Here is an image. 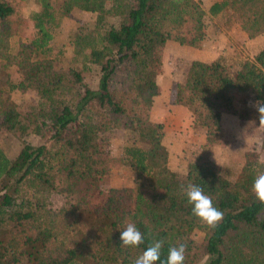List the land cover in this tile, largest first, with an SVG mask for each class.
<instances>
[{
    "label": "trees",
    "instance_id": "obj_1",
    "mask_svg": "<svg viewBox=\"0 0 264 264\" xmlns=\"http://www.w3.org/2000/svg\"><path fill=\"white\" fill-rule=\"evenodd\" d=\"M33 1L32 35L13 47L24 19L0 0V128L21 143L13 158L0 147V264H134L156 241H163L156 264L180 244L184 264H264V203L252 191L264 174L259 153L245 151L235 173L199 161L174 171L164 126L150 118L160 92L157 50L168 40L199 47L208 17L234 24V43L243 46L264 32V0H216L208 8L201 0ZM83 12L93 21L75 26L64 61L55 30ZM91 71L95 84L86 80ZM14 91L33 96L18 104ZM256 101L264 103V47L250 59L231 48L209 62L192 60L174 89L204 145L217 142L223 113L259 125ZM118 131L126 138L113 156L106 144ZM121 166L135 174L128 207L112 197L91 205L100 178ZM189 184L224 213L215 228L192 214ZM53 193L74 201L52 207ZM129 223L143 236L138 246L120 240Z\"/></svg>",
    "mask_w": 264,
    "mask_h": 264
},
{
    "label": "rangeland",
    "instance_id": "obj_2",
    "mask_svg": "<svg viewBox=\"0 0 264 264\" xmlns=\"http://www.w3.org/2000/svg\"><path fill=\"white\" fill-rule=\"evenodd\" d=\"M13 5L16 12L23 17L22 32L11 39V46H16L18 38H25L32 35L33 27L32 21L29 18V13L37 9V5L33 0H7ZM205 8L214 0H201ZM93 21V15L90 13H72L69 17L63 18L59 26L55 30V37L53 43L55 50H61L63 53V60L67 61L72 54V48L69 43L70 35L79 24H87ZM236 28L233 24L226 27L223 20L217 18H207L206 33L204 36L203 50L210 51L215 54L217 47L220 48L226 41V37L222 35L223 32ZM226 34V33H225ZM228 37V33H227ZM259 45V44H257ZM244 45L239 52L242 58L250 59L254 55L255 50L259 46ZM199 49H201L199 47ZM239 49V50H240ZM191 51L196 49L189 47H180L175 42H167L157 50V61L154 68L157 72L158 80L168 89L169 101L174 103V89L178 80L183 78L184 69L188 63V56ZM209 52V53H210ZM210 53V54H211ZM17 74L13 75L17 78ZM86 80L89 84L96 83V71H91L87 74ZM16 103L24 102L32 97V93H21L14 91L11 94ZM0 116V123H1ZM236 117L229 114L224 116L222 133L217 142L214 144H195L188 146L187 149L183 147L177 154H172L170 159V167H180L183 159H194V161L203 162L211 165L217 172L222 169L224 164L230 163L237 165L243 158L244 152L247 150H255L259 153V158L264 160V127L255 125L250 122H245L243 126L238 125ZM125 133L118 131L114 132L113 136L106 144V150L110 155H119L121 146L125 142ZM27 139L36 143L38 138L29 135ZM21 143L19 140L9 135L4 129L0 128V147L13 158ZM184 154V155H183ZM218 162V163H217ZM135 174L126 166H121L112 169V171L105 176H102L99 181V187L90 197L91 205L102 201L107 197H112L117 200L122 207H128L129 196L131 194L130 187L133 185ZM74 201L72 195L67 193H53L50 198V205L52 207H61Z\"/></svg>",
    "mask_w": 264,
    "mask_h": 264
},
{
    "label": "crops",
    "instance_id": "obj_3",
    "mask_svg": "<svg viewBox=\"0 0 264 264\" xmlns=\"http://www.w3.org/2000/svg\"><path fill=\"white\" fill-rule=\"evenodd\" d=\"M227 33H228V37H227ZM239 34H240V30L236 28H231L223 32L222 35L226 37L227 39L220 48L217 47V51L215 54H212L209 51L211 53L210 54L208 51L203 50L204 39H202L201 45L199 46L201 49H199V47L194 48V47H190L187 45H181L172 40H168L167 42H170V41L175 42L176 44L180 45V47H189L190 49L192 48V49L197 50L195 52L191 51V54H189L188 60H187L188 61L187 66H188V64L192 60H201L205 62L212 61L215 58H217L219 54L225 51L226 52L231 51V48H235L237 51L241 52L240 48H243V46L240 44L234 43L236 40V37ZM243 44L246 46L248 45L256 46L257 44H259L257 45L259 47L254 52V54H256L261 48L264 47V32L254 38L247 39ZM230 45H233V46H230ZM180 80L182 79L180 78L178 81ZM157 82L160 87V92L158 95L153 97V102H152V106L150 109V118L153 121L161 122L164 126L163 143L168 150L169 168L174 171L184 172L186 170L187 164L189 162L194 161V159H187V160L183 159V162H181L183 164H181L180 167H177V166L170 167V159L172 157V154L179 153L180 150L182 151L183 147L187 149L188 146L191 147V146H194L195 144L203 145L204 144V133L202 131L195 130L192 127L191 117L189 115L188 109L183 105L170 102L168 89L158 80V78H157ZM228 114L232 117H236L239 123L238 125L243 126V124H241L237 116L230 114V113H223L221 115V128H223L224 116ZM242 163H243V158L237 165H231L230 163H227V164H224L222 168L224 166L229 167L230 171L235 173L240 168Z\"/></svg>",
    "mask_w": 264,
    "mask_h": 264
},
{
    "label": "clouds",
    "instance_id": "obj_4",
    "mask_svg": "<svg viewBox=\"0 0 264 264\" xmlns=\"http://www.w3.org/2000/svg\"><path fill=\"white\" fill-rule=\"evenodd\" d=\"M253 107L259 113V125L264 127V103L256 101ZM218 163V162H217ZM187 201L192 205V214L206 223L209 228H215L223 219L224 213L213 205L212 199L197 185L189 184L184 189ZM257 200L264 203V174L259 175L252 186ZM120 240L124 246H138L143 243V236L135 224L129 223L120 233ZM163 241H156L150 245L134 262V264H156L160 260ZM186 245L171 247L166 264H184Z\"/></svg>",
    "mask_w": 264,
    "mask_h": 264
}]
</instances>
